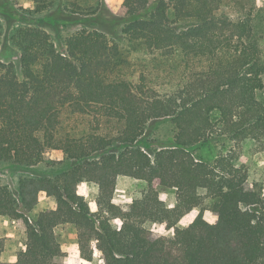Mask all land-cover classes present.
<instances>
[{"label": "trees", "instance_id": "trees-1", "mask_svg": "<svg viewBox=\"0 0 264 264\" xmlns=\"http://www.w3.org/2000/svg\"><path fill=\"white\" fill-rule=\"evenodd\" d=\"M33 1L32 15L93 13L76 0ZM117 1L130 50L88 26L64 37L65 51L41 26L10 28L20 60H0V166L31 172L20 173L17 192L0 182V216L27 234L7 264H74L97 253L103 264H264V187L242 162L246 144L264 150V5ZM167 120L172 140L148 139ZM56 149L63 160L50 158ZM121 176L144 183L129 203L114 201ZM87 182L99 185L96 209ZM165 188L176 191L172 207ZM43 196L56 208L32 216ZM66 224L78 247L60 241ZM6 249L0 236V264Z\"/></svg>", "mask_w": 264, "mask_h": 264}, {"label": "rangeland", "instance_id": "rangeland-1", "mask_svg": "<svg viewBox=\"0 0 264 264\" xmlns=\"http://www.w3.org/2000/svg\"><path fill=\"white\" fill-rule=\"evenodd\" d=\"M79 3L89 5V11L93 12L91 14H71L66 13L57 16L53 19V15L57 12H47L40 15H32L25 10H30L35 8V2L33 0H0V16L5 23L6 31L3 36V40L0 46V60L5 62L15 61L19 64L20 52L14 47L9 41L10 28L19 23H24L27 25H38L43 29L50 32L55 39V42L61 51H65L66 47L64 45V37L74 33L78 29L88 26L90 28L100 29L105 31L109 38L113 42L119 43L125 49L130 50V45L125 38L122 29L124 27V19L118 14L120 8V2L117 0H76ZM264 5V0H260ZM63 3L59 10L62 11ZM5 10V11H4ZM4 11V12H3ZM4 15H2V13ZM87 15V16H86ZM89 17L88 22H84L83 19ZM133 58H143V54L140 52H132ZM173 126L170 120L164 121L159 124L152 134H148V139L158 140L168 142L173 138ZM158 142H151V145L156 147ZM253 144H246V152L242 158V162L246 163L250 171V182H256L264 187V150L254 153L252 151ZM213 151H209L208 155L214 156ZM50 158L53 160H63L65 158L64 152L62 150L56 149L52 150L49 154ZM44 166V165H43ZM46 168V166H44ZM29 173L31 170H25L24 168L8 167L6 165L0 166V182L10 185V187L17 192L18 181L20 178V173ZM144 185L142 181L134 179L129 176H121L118 181V188L115 193V201L118 204L129 203L133 200L134 193L136 190ZM83 192L85 193L87 200L93 205V209H96L94 205L96 196L99 192V185L95 182H87L83 186ZM161 197L166 199L168 204L174 202L175 197H177L176 191L174 189H162ZM54 197L43 196L40 204L32 214L34 216L40 210L51 208L54 204ZM200 208H195L191 212L192 217L198 216L200 213ZM212 215L211 210L205 211V217L210 219ZM118 225L117 222H115ZM188 221L182 220L178 226L183 228L186 227ZM146 227L155 231L156 233L173 236L175 233V228L166 229L158 224L148 222ZM71 228V227H70ZM66 225H61L57 227L56 232L59 236L65 248H69L73 238L71 237L70 229ZM0 235L7 237V249L5 254V261L2 264H7L6 260L13 258L14 253H18L23 247L26 248L27 234L21 229L15 221L9 217L0 216ZM76 259H70V262H75ZM104 261L100 253L95 254L92 260L82 261L81 264H103Z\"/></svg>", "mask_w": 264, "mask_h": 264}, {"label": "crops", "instance_id": "crops-1", "mask_svg": "<svg viewBox=\"0 0 264 264\" xmlns=\"http://www.w3.org/2000/svg\"><path fill=\"white\" fill-rule=\"evenodd\" d=\"M115 199V197H114ZM165 202H166V199L165 198H162ZM115 201V200H114ZM176 201H177V197H175V200L173 203L171 204H168L167 202V205L169 207H172L176 204ZM116 202V201H115ZM117 203V202H116ZM57 206V203H56V200L54 201V204L51 208H56ZM66 226H68L70 229H69V232H71V237L73 238V242L70 243L69 247H78L79 245V241H78V234H77V230L71 225V224H66ZM1 236V235H0ZM23 249H25V247H23ZM5 254L6 252H4L2 254V257H1V261L4 262L5 260ZM17 260V252L14 253L13 255V258H11L10 260H6V263H13V262H16ZM86 259H83V258H76L75 262H73L74 264H81L82 261H85ZM103 260V259H102Z\"/></svg>", "mask_w": 264, "mask_h": 264}]
</instances>
